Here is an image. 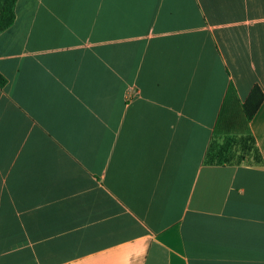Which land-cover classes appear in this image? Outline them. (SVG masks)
Instances as JSON below:
<instances>
[{
	"label": "crops",
	"instance_id": "1",
	"mask_svg": "<svg viewBox=\"0 0 264 264\" xmlns=\"http://www.w3.org/2000/svg\"><path fill=\"white\" fill-rule=\"evenodd\" d=\"M0 74V264H264V0H17Z\"/></svg>",
	"mask_w": 264,
	"mask_h": 264
},
{
	"label": "trees",
	"instance_id": "2",
	"mask_svg": "<svg viewBox=\"0 0 264 264\" xmlns=\"http://www.w3.org/2000/svg\"><path fill=\"white\" fill-rule=\"evenodd\" d=\"M17 0H0V33L8 29L14 22V7ZM6 84L5 78L0 74V89ZM264 99V93L254 86L249 92L246 100L242 104L243 113L246 121H250L258 110L260 104ZM246 141L245 149L252 154L253 161L258 163L260 156L254 146L252 137L244 138Z\"/></svg>",
	"mask_w": 264,
	"mask_h": 264
}]
</instances>
